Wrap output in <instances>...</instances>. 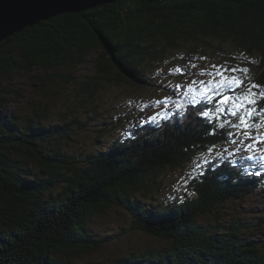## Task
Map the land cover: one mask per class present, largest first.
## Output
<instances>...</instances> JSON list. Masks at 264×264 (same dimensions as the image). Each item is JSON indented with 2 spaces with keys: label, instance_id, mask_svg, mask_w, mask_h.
Segmentation results:
<instances>
[{
  "label": "trees",
  "instance_id": "16d2710c",
  "mask_svg": "<svg viewBox=\"0 0 264 264\" xmlns=\"http://www.w3.org/2000/svg\"><path fill=\"white\" fill-rule=\"evenodd\" d=\"M200 40L208 46L215 41L226 45L220 49L226 55L254 56L250 61L257 63L245 66L251 79L264 84V0H119L56 15L0 41V107L10 103L6 93L16 92L4 85L12 71L55 69L53 79L60 80L51 96L63 94L72 83L78 104H92L102 87L119 83L110 77L114 72L130 83H144L151 63L176 48L195 49ZM193 41L198 44L189 43ZM95 48L103 51L98 70L79 78L75 71ZM41 80L46 87V79ZM202 105L188 111L192 114L142 126L141 118L118 114L116 124L108 122L113 128H98V145L79 143L73 154L45 143L67 137L77 126L83 131L88 122L46 124L48 103L34 107L23 120L19 111L6 123L0 117V264H72L74 254L104 245L90 222L114 207L128 212L138 229L169 243L143 254L131 252L110 264H264V231L259 238L254 231L243 233L251 222L199 221L224 202L264 186V174L249 175L246 162L233 167L221 161L206 170L194 179L193 198L156 199L165 200L161 172L185 167L197 152L228 138L226 128L209 134L212 125L197 115ZM123 120L133 130L103 145L101 134ZM224 156L237 161L229 153ZM153 190L161 196L149 197ZM263 224L264 218L258 222Z\"/></svg>",
  "mask_w": 264,
  "mask_h": 264
},
{
  "label": "rangeland",
  "instance_id": "374dc122",
  "mask_svg": "<svg viewBox=\"0 0 264 264\" xmlns=\"http://www.w3.org/2000/svg\"><path fill=\"white\" fill-rule=\"evenodd\" d=\"M114 2L116 1L101 3L98 4V6ZM88 9L68 12H84ZM27 27L28 26L25 28ZM10 36L11 35L7 38ZM7 38L2 41H5ZM189 43L195 44L196 42L193 41ZM200 43L201 44L196 43L200 46H197L195 49L176 48L177 51L167 53L162 59L151 63L146 71L147 75L145 74L147 83H130L126 80L127 78L123 76V74H117L114 72L110 77L119 80V83H112L107 87H102L100 91L96 93V96L93 97L94 103L92 104H78V99L76 98V92L72 83L64 88L63 94L51 96V92L59 84L60 80L53 79L55 69L53 71H45L42 68L35 67L29 71H12L9 74H6L4 85L9 89H15L16 92H8L6 93V96L4 95L5 99L10 101V103L5 109L0 107V117L2 121L6 123L9 121L12 114L19 111L20 117H22L23 120L27 118V114H33L32 111L34 107L39 106L41 108L48 103L50 106L46 114L47 116H45L47 118L45 120L46 124H66L72 120H78L81 123L88 122V124L83 131H81L82 126H77L75 130H73V133L71 131L68 132L67 137L48 138L45 143L46 147L51 148L52 145L54 147L59 145L62 150L72 154L74 151L80 150L79 143L93 147L98 145L97 135H100L98 128L105 125L107 126V129L113 128L108 122L112 120L113 123L116 124V121L120 119L119 115L127 114L129 118L135 117L136 119L143 118L146 120L148 114L149 116H152L155 112L161 110L163 105H157L156 101L167 96L171 87L174 86V88H176L175 86L177 84L183 86L179 89L182 93L178 96L181 98L184 96L183 93L186 91L187 84L192 80L199 81L209 79L208 76L199 75L200 73L198 72L205 67L208 68L212 63H206L204 66L199 64L196 68H190L189 61L195 63L194 60H201L200 57H205L206 59L204 60L215 62L217 65H225L226 67L240 65L241 67H247L245 64L254 59V56H251L250 54H248V56L245 54L242 56L241 54L226 55L225 53L220 52V49H222V47L224 48L226 45L222 46L217 41L210 44V46H208L207 42L202 43V40H200ZM102 54V50L97 48L93 49L88 56V60L77 68L75 75L79 78L94 75L98 70V58ZM225 62L227 63L225 64ZM181 64L184 66H181ZM177 66L182 68L187 67L185 73L188 74L180 75L173 72L172 69ZM60 69L66 71L64 68ZM190 70L195 71L197 74L191 73ZM198 75L199 77H196ZM41 79H46V83L48 84L46 87L42 84ZM252 81H254V79H252ZM39 82L40 85L38 84ZM257 82L260 84L259 81ZM195 87L199 88L201 86L196 85ZM46 90L48 92H46ZM173 100L176 101L178 98H174ZM183 100L186 102L185 99H180L178 101L184 102ZM189 106L194 109L197 108V105L194 107L191 105ZM141 109H143V111H141ZM169 109H173V106L169 105ZM229 119H231V117H229ZM115 128L116 129L107 132L105 135L101 134L103 145H105L109 139L121 135H127L133 130L130 123L124 122L118 123ZM227 141L228 138L225 139L224 142H219V144L215 145L216 149H228V152L224 154H234L236 157L247 156L249 154L243 152L242 149L237 151V146L232 145ZM200 155L201 152H197L195 156L199 158ZM254 162L257 163V165L261 164L256 161ZM190 170V164L187 163L185 167L179 170L172 171L171 169H167L163 173L161 172L162 175L160 180L162 188L165 191L164 195L187 196L191 180L188 182L186 190L178 185V180L180 176L186 174ZM161 194V192H155L153 190L148 196H161ZM192 196H194L193 193ZM263 218L264 186H261L257 187L255 191L249 193L245 197L236 200L230 199L224 202L221 206L216 207L211 212L201 215L199 221L213 224L220 221H223L224 223H232L234 220L241 223L251 222L252 224L247 228L248 230L244 229L243 231L246 232L243 233L250 234L251 231H254V236L259 238L262 237L261 233L264 231V224L258 225V222ZM90 226L93 231L95 230L97 232L99 237H103L104 245L97 250H91L90 252L84 251L82 254H74L70 258L71 262H74L75 264H110L112 259L120 256H127L131 252L143 254L151 249H164L169 243L168 240L162 239L161 237H155L154 235L138 229L134 225V218L117 207L97 213L91 220ZM3 235L4 234H1L0 236ZM6 239L8 244L11 243L10 238ZM170 260L172 259L170 258ZM163 263L166 264L165 262Z\"/></svg>",
  "mask_w": 264,
  "mask_h": 264
},
{
  "label": "snow or ice",
  "instance_id": "6c2138e0",
  "mask_svg": "<svg viewBox=\"0 0 264 264\" xmlns=\"http://www.w3.org/2000/svg\"><path fill=\"white\" fill-rule=\"evenodd\" d=\"M200 59L206 58L200 57ZM189 67L196 68L197 65L189 61ZM209 67L211 71H200V75L209 77L208 80H192L187 84L183 93L186 102L174 101L171 96L157 100V105H163L161 110L147 117L146 120L142 118L140 125L159 124L160 121L168 120L171 112L169 105H173L175 113H184L189 105L194 107L203 102L197 115L212 125V132L209 134L214 135L216 129L227 128V142L236 145L237 151L242 149L249 153L247 156H241L240 161H256L264 167V146H262L264 145V84L252 81L249 67L240 65L226 67L217 64H211ZM172 71L184 75L186 69L177 66ZM196 85L201 87L197 88ZM175 87L179 90L183 86L177 84ZM226 152L228 149L217 150L215 145H211L201 152L199 158L192 156L189 161L191 170L179 177L178 185L186 190L190 180L203 176L206 170L219 167L221 161L235 167L240 161L226 160L224 156Z\"/></svg>",
  "mask_w": 264,
  "mask_h": 264
},
{
  "label": "water",
  "instance_id": "95a60500",
  "mask_svg": "<svg viewBox=\"0 0 264 264\" xmlns=\"http://www.w3.org/2000/svg\"><path fill=\"white\" fill-rule=\"evenodd\" d=\"M119 0H0V41L64 12Z\"/></svg>",
  "mask_w": 264,
  "mask_h": 264
},
{
  "label": "bare ground",
  "instance_id": "6f19581e",
  "mask_svg": "<svg viewBox=\"0 0 264 264\" xmlns=\"http://www.w3.org/2000/svg\"><path fill=\"white\" fill-rule=\"evenodd\" d=\"M12 36V35H11ZM184 101V100H183ZM185 102V101H184ZM184 102H182V103H184ZM189 110H193L190 106H188V108H187V111L186 112H188ZM185 112V113H186ZM244 152V151H243ZM236 156L235 155H231V156H229V158H235Z\"/></svg>",
  "mask_w": 264,
  "mask_h": 264
}]
</instances>
